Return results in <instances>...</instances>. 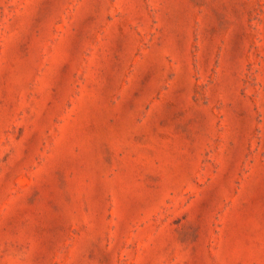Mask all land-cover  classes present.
<instances>
[{"label": "rangeland", "instance_id": "374dc122", "mask_svg": "<svg viewBox=\"0 0 264 264\" xmlns=\"http://www.w3.org/2000/svg\"><path fill=\"white\" fill-rule=\"evenodd\" d=\"M0 264H264V0H0Z\"/></svg>", "mask_w": 264, "mask_h": 264}]
</instances>
